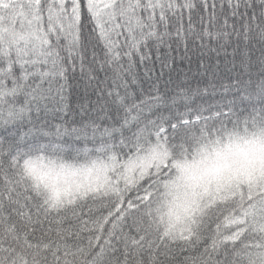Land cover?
<instances>
[{"label":"snow or ice","instance_id":"6c2138e0","mask_svg":"<svg viewBox=\"0 0 264 264\" xmlns=\"http://www.w3.org/2000/svg\"><path fill=\"white\" fill-rule=\"evenodd\" d=\"M0 264H264V0H0Z\"/></svg>","mask_w":264,"mask_h":264}]
</instances>
